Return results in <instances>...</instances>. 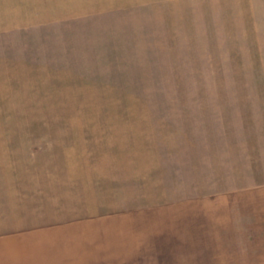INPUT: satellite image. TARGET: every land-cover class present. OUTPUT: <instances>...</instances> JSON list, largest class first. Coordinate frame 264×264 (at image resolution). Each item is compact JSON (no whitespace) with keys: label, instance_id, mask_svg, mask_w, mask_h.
<instances>
[{"label":"rangeland","instance_id":"1","mask_svg":"<svg viewBox=\"0 0 264 264\" xmlns=\"http://www.w3.org/2000/svg\"><path fill=\"white\" fill-rule=\"evenodd\" d=\"M0 264H264V0H0Z\"/></svg>","mask_w":264,"mask_h":264},{"label":"crops","instance_id":"2","mask_svg":"<svg viewBox=\"0 0 264 264\" xmlns=\"http://www.w3.org/2000/svg\"><path fill=\"white\" fill-rule=\"evenodd\" d=\"M247 190H257L258 193L260 194L261 186H259L258 188H255V189L253 188V189H247ZM254 206H256V210L254 209V211L260 213L261 212V206L259 204L258 205H254Z\"/></svg>","mask_w":264,"mask_h":264}]
</instances>
